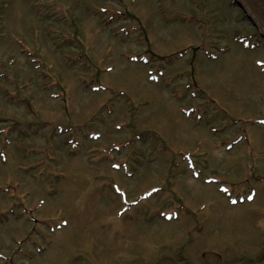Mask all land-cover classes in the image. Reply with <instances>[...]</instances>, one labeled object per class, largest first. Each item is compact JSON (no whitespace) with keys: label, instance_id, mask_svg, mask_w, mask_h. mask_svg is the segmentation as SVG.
<instances>
[{"label":"rangeland","instance_id":"1","mask_svg":"<svg viewBox=\"0 0 264 264\" xmlns=\"http://www.w3.org/2000/svg\"><path fill=\"white\" fill-rule=\"evenodd\" d=\"M0 264H264V41L233 0H0Z\"/></svg>","mask_w":264,"mask_h":264},{"label":"water","instance_id":"2","mask_svg":"<svg viewBox=\"0 0 264 264\" xmlns=\"http://www.w3.org/2000/svg\"><path fill=\"white\" fill-rule=\"evenodd\" d=\"M264 38V0H234Z\"/></svg>","mask_w":264,"mask_h":264}]
</instances>
